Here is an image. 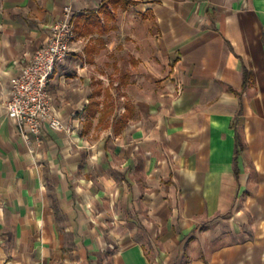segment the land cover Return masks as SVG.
Wrapping results in <instances>:
<instances>
[{"label":"crops","instance_id":"obj_1","mask_svg":"<svg viewBox=\"0 0 264 264\" xmlns=\"http://www.w3.org/2000/svg\"><path fill=\"white\" fill-rule=\"evenodd\" d=\"M67 6L28 142L11 77ZM0 264H264V0H0Z\"/></svg>","mask_w":264,"mask_h":264},{"label":"built area","instance_id":"obj_2","mask_svg":"<svg viewBox=\"0 0 264 264\" xmlns=\"http://www.w3.org/2000/svg\"><path fill=\"white\" fill-rule=\"evenodd\" d=\"M50 39L38 48L11 77L10 98L5 103L8 116L14 120L21 136L37 144L43 139L46 127L65 130L63 119L53 109L49 83L56 69L71 51L76 37L73 10L67 6L63 16L51 26Z\"/></svg>","mask_w":264,"mask_h":264}]
</instances>
